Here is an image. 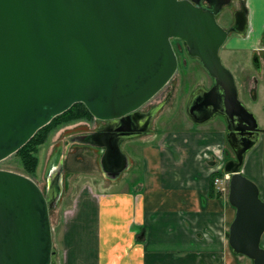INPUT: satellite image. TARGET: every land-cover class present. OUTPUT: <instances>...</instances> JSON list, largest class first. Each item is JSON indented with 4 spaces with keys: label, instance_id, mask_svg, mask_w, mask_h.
Listing matches in <instances>:
<instances>
[{
    "label": "water",
    "instance_id": "95a60500",
    "mask_svg": "<svg viewBox=\"0 0 264 264\" xmlns=\"http://www.w3.org/2000/svg\"><path fill=\"white\" fill-rule=\"evenodd\" d=\"M230 1L0 0V161L77 102L96 119L132 125L139 108L177 70L173 38L184 41L213 78L212 87L201 92L207 94L203 101L192 94L190 117L200 123L218 112L230 124L241 114L256 126L219 56L227 35L243 32L235 23L224 28L217 22ZM213 98L218 106L210 115L196 117L195 106ZM129 128L123 136L138 134ZM230 131L228 126L232 144ZM256 135L239 149L233 144L236 160L224 165L230 173L228 202L235 208L227 240L234 253L264 264V201L257 184L240 171ZM118 139H110V148L123 162ZM110 157L104 153L100 165L114 177L122 165L108 173ZM61 170L59 164L42 190L29 176L0 169V264H57L49 213L61 195Z\"/></svg>",
    "mask_w": 264,
    "mask_h": 264
},
{
    "label": "crops",
    "instance_id": "0c3cea01",
    "mask_svg": "<svg viewBox=\"0 0 264 264\" xmlns=\"http://www.w3.org/2000/svg\"><path fill=\"white\" fill-rule=\"evenodd\" d=\"M245 6L243 32L236 35L258 48L264 0ZM185 116L166 117L174 120L167 131L125 140L114 177L83 160L82 152L98 156L96 149H64L61 264H253L231 250L235 209L211 183L227 153L220 121L189 123Z\"/></svg>",
    "mask_w": 264,
    "mask_h": 264
},
{
    "label": "flooded vegetation",
    "instance_id": "af4514ba",
    "mask_svg": "<svg viewBox=\"0 0 264 264\" xmlns=\"http://www.w3.org/2000/svg\"><path fill=\"white\" fill-rule=\"evenodd\" d=\"M231 3V7L228 8V11H225V14L223 18H225V23L222 24L224 28H229L233 23H235V26L238 29H241L243 26V18L245 16L246 6H245V0H239L238 6L233 5L232 0L229 2ZM223 9V8H222ZM238 32H230L227 35L226 40L221 45L224 49L227 51H234V50H245L250 52V57L252 58L253 63L250 64L251 68L248 67L246 62H243L242 59L236 60V76L234 78L235 82V88L237 92V97L243 104V106L250 111L256 119V126H251V122H249V118L242 116L241 114L238 115V117L229 124L226 117L218 112L213 113L210 117L219 115L220 117V124L222 126V132H223V145L222 149L225 150L227 153L225 156H223V164L220 166L222 169H224L225 162L228 160H236L235 155V148L239 149L244 144V142L249 139L253 138V134L255 132L257 133L256 139L253 142V144L244 152V157L242 164L240 166V171L246 176V169H247V160L249 157V154L254 152L255 147H259L258 156H259V162H260V168L262 175L264 176V123L259 121L257 113L253 110V106H258V110H260L264 114V64L262 63L264 59V40L261 42L260 46L258 48L256 47H250V43L247 41H244L243 38L245 35H236ZM230 34L232 35L231 39L228 40V37ZM228 40V41H227ZM227 41V42H226ZM173 49L175 51L176 57H177V71H179L180 67L183 66L184 62H186V58L189 57L191 59L195 58L197 60V63L199 66L203 69L205 76H207L210 79V83L207 85L199 84L196 87H194L190 91V95L188 99L185 102V111L186 114L190 117L188 114L186 108L187 104L189 103L191 96L194 92H198L197 97L200 98L199 102L204 100L207 96L204 92L205 90L208 91L212 85H213V78L208 74V72L205 70L203 65L201 64L200 60L197 57L190 56L187 53L186 44L184 41L173 38L171 40ZM220 47V48H221ZM219 48V49H220ZM186 53V58L182 59L181 54ZM185 56V55H184ZM171 91H168L165 96L162 97L160 101H154L153 103H150L152 99H150L148 102H146L141 108H139V113L135 114L133 117V124L129 125V123H118L114 120H99L96 118H93L96 125L95 128H93L91 131L87 132H79L78 134L70 135L66 138V147L69 146H81L85 145L88 147H91L93 149H96L99 154V158L103 156L105 153L107 156L111 155L109 161L110 163L106 166L108 169V173L114 172L116 169H118L122 165V160L114 155L110 148V139L111 138H119L118 143L121 148L122 143L129 139L130 137L123 136L124 133L127 131V128H129L130 133H143V132H149L151 128V123L153 118L162 110L156 109L158 104L161 102H164V104L171 98ZM210 100V99H206ZM210 102H213L214 104H211ZM209 103V104H207ZM206 104L207 106H195L194 115L196 117H207L210 115V113L218 106L217 99L213 98L210 101H208ZM152 115V116H151ZM210 117L208 119H210ZM190 119L195 122L191 117ZM208 119L204 120L203 122H207ZM200 122V123H203ZM199 123V122H195ZM228 126L230 127V135L233 132L236 139L231 144L229 139L227 138L228 133ZM91 143H95L96 145H92ZM226 144V145H225ZM234 144V147H233ZM230 152L232 155H230ZM61 157V160L63 157V154ZM62 162V161H61ZM100 165V160H99ZM101 169L102 166L100 165ZM103 170V169H102ZM104 171V170H103ZM58 172V169H51L50 175L52 176ZM62 172V171H61ZM63 172L60 173L61 183L63 184ZM214 186V185H213ZM260 185L257 184V187L259 189V197L264 201V195L263 190ZM215 190L220 193L221 195L227 196V191H219L214 186ZM233 207V206H232ZM234 208V207H233ZM235 209V208H234ZM262 237V236H261ZM261 244V241H260ZM262 246V245H261ZM264 247V246H263ZM253 263V261H252ZM254 264V263H253Z\"/></svg>",
    "mask_w": 264,
    "mask_h": 264
},
{
    "label": "rangeland",
    "instance_id": "374dc122",
    "mask_svg": "<svg viewBox=\"0 0 264 264\" xmlns=\"http://www.w3.org/2000/svg\"><path fill=\"white\" fill-rule=\"evenodd\" d=\"M238 1L239 0H232L233 5L238 6ZM230 7H231V3L225 5L221 10V12L216 16L217 22L220 25L225 23V18H223V16L225 14V11H228V8ZM232 35L235 34H230L228 40L231 39ZM223 47L219 49L220 59L234 77L236 76V69H237L236 60L242 59L243 62H246L248 67L251 68L250 64H252L253 61L252 58L250 57L249 51H245V50L227 51ZM186 56H187L186 53H182L180 57L184 59V57L186 58ZM209 83H210V79L207 76H205L203 69L197 63V60L195 58L191 59L187 57L186 62H184L183 66L180 67L179 71L175 72V74L168 82V84L164 88H162L150 101V103H153L154 101H160L168 91H171V96H172L171 101L174 102L168 104L166 108H162V110L153 118L151 123V128H152L151 130L153 131L161 130L162 132H164L167 131L168 129H171L172 128L171 124L173 123L174 120L172 119L167 120L166 117L169 116L173 118L174 116H178V113L180 115H184V116L186 115L190 119V117L186 114L185 111V102L190 95V91L199 84L207 85ZM258 108H259L258 106H253V110L257 113L259 121L264 123V114L260 110H258ZM218 120L220 121L219 115H215L210 117V119H208V123H212V121H218ZM190 121L191 119L189 120V123ZM95 126L97 125L94 119L91 120L82 119L73 123L62 125L61 127L51 132L47 137L46 141L43 144H41L39 147V151H38L39 162L33 174H30L23 168L20 160L14 154H11L7 158L0 161V169H6V170L23 173L29 176L30 178H32L39 185V187L42 190H44V188L47 186V179H48V175H50L49 173L51 169H53V167L55 169H58L59 164H61V168H62L61 171L63 172L64 170V162L63 163L61 162L60 156H62V154L64 153V149L66 148L65 145L66 138L69 137L70 135L78 134L79 132L82 131L84 132L91 131L93 128H95ZM128 140H130V138ZM81 147L82 145L71 146L72 149L71 148L69 149L70 150L85 149ZM89 148L90 150L93 149L91 147ZM124 148L126 147L124 146ZM259 150L260 149L257 146L255 147L254 152L249 154L247 160L248 162L246 166L247 167L246 176L252 181H254L256 184L260 185L259 187H261V189L263 190V195H264V176L262 175L261 172L259 156L257 153ZM230 155H232L231 152ZM82 157L83 160L87 162L93 160L94 161L93 164L95 166L100 167L99 154L98 156H96L95 154L90 155L82 152ZM69 158L70 161L74 159L73 155H71ZM75 161L76 160H72V162ZM49 217H50V225L52 230L53 248L56 250V261L57 264H61V259L59 258V247H60L59 240H60L61 227L63 222V218H62L63 208L61 207L60 198L57 201V203L50 209ZM261 245L264 246V233L262 234L261 237Z\"/></svg>",
    "mask_w": 264,
    "mask_h": 264
},
{
    "label": "trees",
    "instance_id": "16d2710c",
    "mask_svg": "<svg viewBox=\"0 0 264 264\" xmlns=\"http://www.w3.org/2000/svg\"><path fill=\"white\" fill-rule=\"evenodd\" d=\"M82 119L91 120L93 116L82 102L74 103L67 110L56 115L49 123L38 129L36 133L13 154L18 157L23 168L30 174H33L39 162V147L46 141L49 134L62 125ZM214 176L215 173L212 175V180Z\"/></svg>",
    "mask_w": 264,
    "mask_h": 264
},
{
    "label": "built area",
    "instance_id": "2783aa9c",
    "mask_svg": "<svg viewBox=\"0 0 264 264\" xmlns=\"http://www.w3.org/2000/svg\"><path fill=\"white\" fill-rule=\"evenodd\" d=\"M228 180H229V174H224L223 176H217L214 178V185L219 191H226Z\"/></svg>",
    "mask_w": 264,
    "mask_h": 264
}]
</instances>
